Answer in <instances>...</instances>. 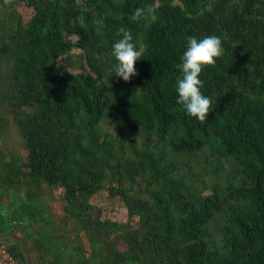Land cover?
I'll return each instance as SVG.
<instances>
[{
    "label": "trees",
    "instance_id": "obj_1",
    "mask_svg": "<svg viewBox=\"0 0 264 264\" xmlns=\"http://www.w3.org/2000/svg\"><path fill=\"white\" fill-rule=\"evenodd\" d=\"M147 5L157 19L133 22ZM118 27L143 49L128 82ZM213 34L200 123L177 65ZM101 190L126 222L92 205ZM0 242L17 264H264V0H0Z\"/></svg>",
    "mask_w": 264,
    "mask_h": 264
},
{
    "label": "clouds",
    "instance_id": "obj_2",
    "mask_svg": "<svg viewBox=\"0 0 264 264\" xmlns=\"http://www.w3.org/2000/svg\"><path fill=\"white\" fill-rule=\"evenodd\" d=\"M12 0H5L10 4ZM212 10L211 4L208 5ZM157 19L156 9L152 5L137 7L131 16L133 22ZM116 34L120 38L112 46V55L117 63L113 65L114 75L122 78L125 82L138 75L135 64L141 59L143 49H138L134 43L131 31L124 27H118ZM226 38V37H225ZM224 48L222 39L215 34L201 39L187 37V48L181 57V63L177 65L180 76L176 81L177 103L182 105L186 115L204 123L211 111V100L201 92L203 81L200 75L205 66H215L216 60L223 56ZM100 57L97 56V59ZM105 83L108 81H104Z\"/></svg>",
    "mask_w": 264,
    "mask_h": 264
},
{
    "label": "rangeland",
    "instance_id": "obj_3",
    "mask_svg": "<svg viewBox=\"0 0 264 264\" xmlns=\"http://www.w3.org/2000/svg\"><path fill=\"white\" fill-rule=\"evenodd\" d=\"M18 11L22 15L24 21H27L32 15V9L25 7L23 4L17 6ZM61 73H64V68L61 70ZM7 119L8 132L5 134L6 143L17 152L24 153L22 149V141L19 139L15 132L14 120L11 113L2 114ZM57 195V199L53 202V207L55 210L60 212L59 206L61 204V200L59 198V193H55ZM92 205L96 208L101 209V216L115 219L118 221L126 222L127 214L123 201L118 197L111 199L108 197V193L106 190H101L90 199ZM132 221V220H131Z\"/></svg>",
    "mask_w": 264,
    "mask_h": 264
},
{
    "label": "built area",
    "instance_id": "obj_4",
    "mask_svg": "<svg viewBox=\"0 0 264 264\" xmlns=\"http://www.w3.org/2000/svg\"><path fill=\"white\" fill-rule=\"evenodd\" d=\"M0 264H17L7 251L4 244L0 242Z\"/></svg>",
    "mask_w": 264,
    "mask_h": 264
}]
</instances>
